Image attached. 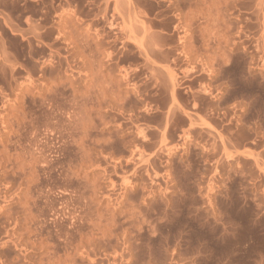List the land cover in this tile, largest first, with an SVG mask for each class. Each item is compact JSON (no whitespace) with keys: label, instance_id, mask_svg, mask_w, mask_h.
<instances>
[{"label":"rangeland","instance_id":"1","mask_svg":"<svg viewBox=\"0 0 264 264\" xmlns=\"http://www.w3.org/2000/svg\"><path fill=\"white\" fill-rule=\"evenodd\" d=\"M0 264H264V0H0Z\"/></svg>","mask_w":264,"mask_h":264},{"label":"crops","instance_id":"2","mask_svg":"<svg viewBox=\"0 0 264 264\" xmlns=\"http://www.w3.org/2000/svg\"><path fill=\"white\" fill-rule=\"evenodd\" d=\"M10 1H13V2H15V1H19V2H27V1H30V2H38V1H43V0H10Z\"/></svg>","mask_w":264,"mask_h":264}]
</instances>
